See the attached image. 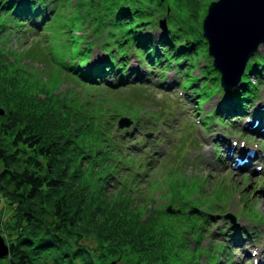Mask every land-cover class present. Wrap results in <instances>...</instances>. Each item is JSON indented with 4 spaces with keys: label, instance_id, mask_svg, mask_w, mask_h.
<instances>
[{
    "label": "trees",
    "instance_id": "16d2710c",
    "mask_svg": "<svg viewBox=\"0 0 264 264\" xmlns=\"http://www.w3.org/2000/svg\"><path fill=\"white\" fill-rule=\"evenodd\" d=\"M58 1L0 0V195L12 207L2 229L9 247L5 259L8 264H199L197 256L183 259L182 251L173 250L181 246L182 228L201 238L211 214L172 183L164 185L172 187L167 192L172 213L139 195L143 158L128 157L125 135L114 130L121 115L113 111L125 108L123 102L115 109L105 99L97 105L82 106L80 99L69 104L54 96L55 88L21 82V66L2 49L10 27L46 29ZM212 1L77 0L75 8L90 30L63 66L74 79L109 90L151 84L154 75L164 78L174 70L183 78L176 84L199 109L215 95L224 98L204 124L234 122L231 116L248 114L249 103L261 98L264 51L253 55L240 82L225 91L203 36L202 18ZM135 56L139 70L131 61ZM253 111L256 117L264 114ZM140 119L133 117L136 127ZM126 168L123 179L119 172ZM236 232L229 234L233 243ZM227 247L220 242L216 248L228 252L230 264L234 256ZM210 256L205 264H218L219 255Z\"/></svg>",
    "mask_w": 264,
    "mask_h": 264
},
{
    "label": "rangeland",
    "instance_id": "374dc122",
    "mask_svg": "<svg viewBox=\"0 0 264 264\" xmlns=\"http://www.w3.org/2000/svg\"><path fill=\"white\" fill-rule=\"evenodd\" d=\"M68 1H58V12L46 29L43 25L33 32L27 26H13L3 34L2 49L10 61L21 66L20 81L55 88L54 96L57 93L69 104L82 100V106L97 105L101 99L113 105L123 102L125 108L113 112L121 115L118 121L127 118L128 126L118 128L116 120L114 130L125 135L128 157L143 158L142 167L146 170L142 168V174L139 173V195L147 197L159 211L164 206L170 212L171 195L167 192L172 187L164 185L172 183L182 197L195 200L199 209L211 214L201 238L185 232L187 228L180 229L184 230L179 243L182 248L175 246L173 251H182L183 259L195 255L199 264L207 263L212 254L219 255L218 264H229L228 252L216 248L221 242L230 246L228 251L232 250L234 258L230 264H264V114L258 118L253 111H264V84L259 91L260 100L249 103L248 114L233 115L234 122L224 125L211 119L210 126L203 123L204 118L224 98L215 95L199 109L197 100L190 99L181 84H176L183 82V78L174 70H168L164 78L154 75V81L149 80L151 84L132 83L113 90L93 88L90 83L74 79L63 66L90 30L83 13L75 8L77 0ZM258 51H264V45ZM131 59L139 70V59ZM194 73L198 74L199 68ZM73 97L76 100L71 101ZM135 116L141 118L138 127ZM125 130H130V134ZM247 130L250 132L246 133ZM229 147L234 150L232 158L228 156ZM251 152L254 156L247 160L245 156ZM128 169L121 170L119 176L126 178ZM117 186L113 176L109 188L114 192ZM11 212V205L0 195L1 236ZM235 231L237 242L233 243L229 234ZM0 264H8V260L0 259Z\"/></svg>",
    "mask_w": 264,
    "mask_h": 264
},
{
    "label": "water",
    "instance_id": "95a60500",
    "mask_svg": "<svg viewBox=\"0 0 264 264\" xmlns=\"http://www.w3.org/2000/svg\"><path fill=\"white\" fill-rule=\"evenodd\" d=\"M202 29L214 68L221 74L222 86L228 91L240 82L248 61L264 45V0L212 1ZM0 114H4L3 109ZM127 121V118L119 120L120 128L127 127ZM8 256L9 247L0 235V259Z\"/></svg>",
    "mask_w": 264,
    "mask_h": 264
},
{
    "label": "bare ground",
    "instance_id": "6f19581e",
    "mask_svg": "<svg viewBox=\"0 0 264 264\" xmlns=\"http://www.w3.org/2000/svg\"><path fill=\"white\" fill-rule=\"evenodd\" d=\"M241 53H243V52H241ZM245 55V54H244ZM263 111V110H262ZM259 118V117H258ZM232 151H234L233 150V147H229V149H228V156H229V158H232L233 157V155L231 154V152ZM241 152V151H240ZM241 154V153H240ZM239 153H238V155L239 156H242V155H244V154H241L240 155ZM245 156V155H244ZM254 155H253V153L251 152L249 155H246L245 156V158L248 160L249 158H252Z\"/></svg>",
    "mask_w": 264,
    "mask_h": 264
}]
</instances>
